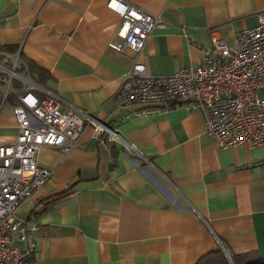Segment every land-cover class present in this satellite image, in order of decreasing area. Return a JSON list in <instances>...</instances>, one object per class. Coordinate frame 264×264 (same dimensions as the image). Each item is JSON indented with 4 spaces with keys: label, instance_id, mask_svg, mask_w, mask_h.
<instances>
[{
    "label": "crops",
    "instance_id": "crops-1",
    "mask_svg": "<svg viewBox=\"0 0 264 264\" xmlns=\"http://www.w3.org/2000/svg\"><path fill=\"white\" fill-rule=\"evenodd\" d=\"M110 1L0 0V47L14 48L0 51V144L16 141V95L35 86L121 139L97 138L87 124L68 154L37 153L52 177L17 212L38 228L25 263L196 264L220 242L230 258H264V147H218L204 113L184 104L118 111L115 103L135 64L154 76L198 67L214 37L233 44L258 24L264 0H122L164 22L139 54L109 47L121 23Z\"/></svg>",
    "mask_w": 264,
    "mask_h": 264
},
{
    "label": "built area",
    "instance_id": "built-area-1",
    "mask_svg": "<svg viewBox=\"0 0 264 264\" xmlns=\"http://www.w3.org/2000/svg\"><path fill=\"white\" fill-rule=\"evenodd\" d=\"M108 8L121 17L109 43L119 53L139 54L154 29L164 25L160 17L122 0H111ZM257 18L258 24L239 32L233 44L214 37L211 51L198 67L154 76L143 65L135 64L123 76L115 95L117 110L138 106L146 111L184 104L204 113L206 133L218 147H264V98L260 95L264 92V10ZM34 89L38 88L17 93L18 137L13 143L0 144V264H24L35 252L36 243L28 241V236L38 228L18 218L17 212L52 177L50 171L37 165L41 148L57 146L68 154L77 146L87 124L94 126L97 138L108 135L121 141L108 125L74 107L62 110L55 95L43 97ZM15 241L28 242L27 247L19 249L13 245ZM220 247L231 261L228 247L222 242Z\"/></svg>",
    "mask_w": 264,
    "mask_h": 264
},
{
    "label": "trees",
    "instance_id": "trees-1",
    "mask_svg": "<svg viewBox=\"0 0 264 264\" xmlns=\"http://www.w3.org/2000/svg\"><path fill=\"white\" fill-rule=\"evenodd\" d=\"M0 51L1 52L9 51V53H13L14 48L0 47ZM22 70L24 69L22 68ZM68 195L69 193L62 194L60 196L53 198V201L59 200ZM24 264L26 263L24 262ZM196 264H264V258H262L257 251H253L238 255H231V262H230L224 255L223 251L219 249L202 257L197 261Z\"/></svg>",
    "mask_w": 264,
    "mask_h": 264
},
{
    "label": "rangeland",
    "instance_id": "rangeland-1",
    "mask_svg": "<svg viewBox=\"0 0 264 264\" xmlns=\"http://www.w3.org/2000/svg\"><path fill=\"white\" fill-rule=\"evenodd\" d=\"M260 95H261V97H262V98H264V92H261V94H260Z\"/></svg>",
    "mask_w": 264,
    "mask_h": 264
}]
</instances>
